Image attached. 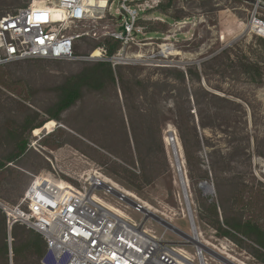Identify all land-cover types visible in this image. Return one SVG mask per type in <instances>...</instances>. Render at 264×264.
<instances>
[{
	"label": "rangeland",
	"instance_id": "rangeland-1",
	"mask_svg": "<svg viewBox=\"0 0 264 264\" xmlns=\"http://www.w3.org/2000/svg\"><path fill=\"white\" fill-rule=\"evenodd\" d=\"M157 1V6L143 14L139 23L142 32L136 43L120 54L125 59L120 65L130 69L126 72L130 80L135 78L148 89V103L159 101L161 115L168 119L171 117L169 109L177 95L176 90L169 88L168 92L164 86L166 79L175 83L173 77L176 74L170 70L185 71L189 66H196L201 74V85L232 102L217 100L208 107L209 111L205 105L202 106L204 117L215 116L212 121L214 129L203 131L205 141L201 143V149L193 150L198 161L194 166L207 172V183L212 193L200 188L202 181L190 183L179 135L170 121L161 126V136L152 131L150 124L145 129L137 128L142 158L134 155L135 167H129L118 159L117 151L123 153L126 146L123 132L116 123L117 118L125 114L119 109L123 102L120 94L116 96L109 91L102 95L88 94L66 111L54 128L42 130L39 136L34 131L30 134L22 132L18 116L23 107L39 113V120L46 119L45 111L54 101V86L79 69L74 62L38 60L0 67V143L6 144L4 138L9 137L10 131L22 134L29 141L27 152L31 160L29 167L8 164L7 170L0 171V198L11 204L17 203L31 181L27 173H52L56 178L48 176V181L56 187H66L64 181L82 186L94 177L106 178L134 193L140 200L139 204H147L151 208L152 211L148 212L192 236L194 226L187 210L189 203L201 243L210 244L206 246L236 264H260L249 250L230 239L219 238L210 226L199 225L195 213L204 202L218 204L226 201L244 220L264 229V42H260L264 40L247 29L250 6L244 2ZM22 2L0 0L9 12L15 11ZM160 5L167 7L168 17L161 13ZM114 8L106 13L104 19L91 18L88 23L72 30L73 33L89 34L84 36L86 42L81 43V53H89L88 42L92 40L107 39L113 43L108 33L119 32L123 24V20L110 15ZM225 51H230L229 59L214 61ZM85 57L101 58L103 52L97 49ZM250 63L257 64L260 69L254 74L255 80L240 73L242 65ZM157 84L163 91L166 89L158 96V91L155 92ZM188 85L193 92L194 84ZM201 101L205 104L208 100L201 97ZM142 106L145 108V102ZM191 114L197 120L195 109ZM147 115L152 116L150 111ZM133 116L136 118L138 114L133 112ZM171 137L175 138L181 174L173 156ZM189 140L190 144L193 143L191 136ZM2 150L0 146V153ZM117 165L135 172L139 179L127 175ZM145 174L152 180L148 185L141 179ZM95 194L121 210L136 225L144 222L146 231L157 239L163 237L177 252L184 250L191 256L195 255L196 249L188 246L183 237L154 221L145 212H136L116 196L105 194L100 187ZM204 214L207 216L206 212ZM18 247L19 244L15 243V255ZM205 258L208 264H220L207 253ZM193 262L198 264L196 257ZM13 263L40 264V258L36 255L15 256ZM4 264H11L9 249Z\"/></svg>",
	"mask_w": 264,
	"mask_h": 264
},
{
	"label": "built area",
	"instance_id": "built-area-1",
	"mask_svg": "<svg viewBox=\"0 0 264 264\" xmlns=\"http://www.w3.org/2000/svg\"><path fill=\"white\" fill-rule=\"evenodd\" d=\"M252 2L248 4L247 29L264 40V0ZM107 4L103 14L97 15L87 0H29L15 13L0 18V67L38 60H79L74 56L75 44L89 34L72 30L91 18L104 19L114 6L110 15L123 20V24L119 32H109L108 36L122 42V48L112 57L101 49L104 56L96 59L120 65L125 62L120 54L135 44L142 32L139 22L143 14L157 6L158 1L113 0ZM53 170L57 173L55 167ZM27 174L32 181L17 204L0 198L11 264L15 258L12 230L16 226L42 237L46 250L40 264H195V257L198 264H208L203 248L191 246L196 249L194 256L184 250L177 252L163 237L157 239L146 231L144 222L136 225L126 215L110 211L95 198L98 187L105 194H112L99 182L93 185L90 180L86 185L76 186L64 181L66 187H56L48 181V176L56 178L52 173ZM136 204L134 210L143 212L145 208Z\"/></svg>",
	"mask_w": 264,
	"mask_h": 264
},
{
	"label": "trees",
	"instance_id": "trees-1",
	"mask_svg": "<svg viewBox=\"0 0 264 264\" xmlns=\"http://www.w3.org/2000/svg\"><path fill=\"white\" fill-rule=\"evenodd\" d=\"M23 1L22 4L19 3L17 9L24 7L29 2V0ZM106 1L112 2L113 0ZM169 1L172 3L174 0ZM158 8H160L159 10L161 13L163 12L164 16L168 17L166 6L160 5ZM15 11H6L3 4H0V18L8 14H13ZM83 41L86 42V38L82 37L75 44L74 56L77 58L89 56L97 49H104L107 56L112 57L122 48V42L120 41L113 40V43H109L107 39L102 41L92 40L88 42L89 53L83 54L80 51V46ZM260 42L264 41L260 40ZM229 52L230 51L223 52L219 57L215 58L214 61L218 58L229 59ZM69 62L78 64L79 69L64 77L62 82L54 86L52 91L54 94V101L48 105V109L45 111L46 119L39 120V113L23 107L21 114L18 116L19 128L22 132L30 134L34 131V134H37L42 130L54 128L56 122L61 121L62 115L72 107H75L79 102L83 101L86 95H102L109 91L116 96H119V94L121 95L123 102L119 109L125 112V114H122L116 121L117 126H119L120 130L123 132L124 143H126L125 149H122V151H124L123 153L117 151L119 154L118 159L129 167H135L136 162L134 155L142 158V153L140 152L141 139L138 137L137 128L143 127V129H145L150 124L152 131L155 130V133L161 136V126L170 121L177 129L179 135L185 162L188 166L190 183L195 184L196 181H202L203 183L209 181L207 172H202L197 165L194 166V162L197 164L198 161L197 158L193 156V150H200L201 143L205 141L203 131L206 129H214L212 121L215 119V116L209 115L207 118L204 117L201 113L203 110L202 106L205 105L207 111H209L210 108L208 107L217 100L224 101L228 104L232 102L225 98H220L206 90L201 85V74L196 66H189L185 71L170 70L176 74V77H173L175 83H173V85L166 79L164 86L168 92L169 88L176 90L177 95L173 99L172 108L169 109L171 117L168 119L161 115L159 101L153 104L148 103V89L143 87L141 82L137 81L135 78L133 80L129 79V75H127L126 72L130 69L126 66H113V64L106 61L80 62L77 60ZM259 70L257 64L250 63L248 65H242L240 73L249 75L255 80L254 74L255 72H259ZM190 83L194 84L193 92L190 90L191 88H189L190 85L188 84ZM166 89L163 91L157 84L155 92L158 91V93L156 95L158 96L162 92H165ZM201 97H206L208 101H206L205 104L202 103ZM144 102L146 105L145 108L142 106ZM193 109L198 113L197 120L194 115L191 114ZM148 111L151 112V117H148ZM133 112L138 114L136 118H134ZM190 136L193 139V143L191 144L189 140ZM4 139L6 144L3 142L0 143V146L3 148L0 153V171L4 169L7 170L6 166L8 164L22 165L25 167L31 166L30 156L27 152L29 144L28 139H25V137L23 138V135L17 134L16 131H10L9 137ZM117 166L127 175H131L136 179L138 178L135 172L124 169L119 165ZM196 173L198 174L197 177L195 176ZM141 179L146 185L152 182L150 177L146 174L143 175ZM16 187L17 184H15V188ZM22 196L23 194L19 197L18 202L21 200ZM202 199L205 200L204 198ZM7 200L10 199L7 198ZM235 211L234 206H230L226 201L219 202L218 204H216V202L212 204L204 202L203 207L196 209L195 216L199 225L210 226L216 232V236L232 240L241 248L249 250L250 254L260 264H264V229L256 223L244 220V218L240 217ZM205 212L207 216H205ZM12 236L15 240L14 244H19L15 256L26 257L27 255H36L41 259L44 255L46 250L44 241L42 237L34 231L28 230L23 226H16L12 230ZM246 242L250 244L247 245ZM8 249L7 222L5 215L0 210V264H4L8 255Z\"/></svg>",
	"mask_w": 264,
	"mask_h": 264
},
{
	"label": "water",
	"instance_id": "water-1",
	"mask_svg": "<svg viewBox=\"0 0 264 264\" xmlns=\"http://www.w3.org/2000/svg\"><path fill=\"white\" fill-rule=\"evenodd\" d=\"M238 1L244 2L246 4H252L253 3L252 0H238ZM123 15L125 16V13H123ZM78 61H102V59L97 60L94 57H83V58H79ZM171 142L173 144L175 157H177V165L180 167V173H181V166H180L181 163H180V160L178 158V152H177V149H176V143H175V138L174 137H171ZM181 179H183V176L181 177ZM207 186L211 187L207 182H204V183H202L200 185V188L205 190ZM103 189L109 190L112 193V195L116 196L117 198L123 199L124 202H126L128 205H130L132 207H136L137 206L136 202L133 199L125 196L124 194L120 193L119 191L113 189L112 187H110V186H108L106 184H103ZM187 210H188L189 215L191 216V219H192V222H193V225H194V229L196 230V227H195V224H194V220H193V217H192V211H191L189 203L187 204ZM143 212H145L148 217H150L154 221L158 222L159 224H161L162 226H164L168 230H171V231L177 233L178 235H180L181 237H183V239L188 242L187 243L188 246L196 245V246H199V247L203 248L204 251L208 255H210L214 260L218 261L220 264H236L233 261H231L230 259H228L227 257H225V256L221 255L220 253L216 252L215 250L205 246L204 244L201 243L200 240H198V239H196L194 237L188 236V235L184 234L183 232L179 231L173 225H171L170 223H168L164 219L160 218L159 216L148 212L146 209H143Z\"/></svg>",
	"mask_w": 264,
	"mask_h": 264
},
{
	"label": "bare ground",
	"instance_id": "bare-ground-1",
	"mask_svg": "<svg viewBox=\"0 0 264 264\" xmlns=\"http://www.w3.org/2000/svg\"><path fill=\"white\" fill-rule=\"evenodd\" d=\"M92 2H93V5H92ZM87 3L91 6V7H93V9H91V11L93 12V13H96L97 15H102L103 14V12H104V10L108 7V4H107V1L106 0H87ZM102 16H100L99 18H101ZM120 61H121V59H120ZM40 135V134H39ZM38 135V136H39ZM37 136V137H38ZM172 143V142H171ZM171 147H172V151H173V156H174V158H175V163H176V165H177V157H175V152H174V149H173V144L171 145ZM176 149H177V146H176ZM177 152H178V150H177ZM178 158H179V155H178ZM180 160V159H179ZM179 168V167H178ZM181 174V173H180ZM182 177V176H181ZM182 180V179H181ZM56 181V180H55ZM97 182H99L100 184H107V185H109V186H111L113 189H115V190H118V191H120V193H122V194H124L125 196H127V197H129V198H131V199H133L134 201H136L137 203H140V200L134 195V193H132V192H128V191H126V190H124V189H122V188H120L116 183H114V182H112L111 180H107L106 178H93L92 179V184L93 185H96V183ZM184 186V185H183ZM63 187H65V186H63ZM212 189H211V187H209V186H207L206 187V189H205V191H206V193H209V194H211L212 193V191H211ZM184 191V190H183ZM95 198L97 199V200H99L100 202H102L103 204H105L109 209H110V211H112L113 213H115V214H117V215H121V216H125V214L121 211V210H119V209H117V208H115L114 206H112V205H110V204H108V203H106V202H104L103 200H101L99 197H97L96 196V194H95ZM142 206L146 209V210H148V211H152L151 210V208H149L148 207V205L147 204H142ZM151 213V212H150ZM193 233H192V236L191 237H194V238H196V239H198V240H200L201 241V238H200V236H199V233H198V231L197 230H195L194 229V227H193ZM202 242V241H201ZM203 244V243H202ZM210 246V244H205V246Z\"/></svg>",
	"mask_w": 264,
	"mask_h": 264
}]
</instances>
